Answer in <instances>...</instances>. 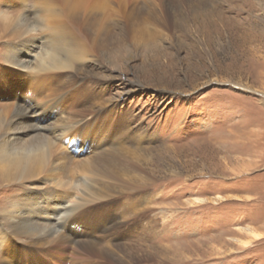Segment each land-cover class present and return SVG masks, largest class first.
Instances as JSON below:
<instances>
[{
	"label": "rangeland",
	"instance_id": "obj_1",
	"mask_svg": "<svg viewBox=\"0 0 264 264\" xmlns=\"http://www.w3.org/2000/svg\"><path fill=\"white\" fill-rule=\"evenodd\" d=\"M10 1L0 0V68H8L7 48L33 43L21 40L26 32L13 35L11 29L52 22L51 31H63V41H77L88 53L86 60L70 62L76 70H63L71 74L59 76L61 83L77 75L72 81H83L81 92L94 99L89 109L101 104L109 119L116 109L125 120L121 129H135V141L125 139L135 170L122 178L123 164L116 167L124 182L106 178L114 185L101 197L108 203L74 218L67 233H82L78 238L100 246L111 264L114 257L127 259L124 254L134 264H264V0H207L189 11L176 0H102L96 10L88 4L73 11L63 0ZM48 3L43 16L36 14ZM167 4L171 12L186 11L183 29L169 38L153 22ZM58 36L53 47L61 43ZM23 91L5 95L2 88L0 102L34 103L29 90L26 101L18 98ZM48 111L40 123L53 128L56 111ZM104 148L109 152V145ZM28 185L0 181V222L12 220L6 213L12 200L33 202ZM84 187L72 181L57 189L79 202ZM59 214L50 221L42 214L39 234L54 233ZM103 217H110L102 222L108 229L121 224L116 239H97ZM52 251L53 245L45 246L33 259L52 260Z\"/></svg>",
	"mask_w": 264,
	"mask_h": 264
},
{
	"label": "bare ground",
	"instance_id": "obj_2",
	"mask_svg": "<svg viewBox=\"0 0 264 264\" xmlns=\"http://www.w3.org/2000/svg\"><path fill=\"white\" fill-rule=\"evenodd\" d=\"M3 1L12 3L10 0ZM162 1L169 3L172 0ZM50 3L43 5L42 10H40L41 5L37 6L39 10L36 14L40 12L39 16H43ZM100 3L102 0L94 3L87 0H63V5H67L69 11L77 8L84 10L85 7H91L88 4H94L91 9L96 10L94 7ZM207 3V0H176L175 5L188 6L186 9L189 11L192 8L199 9L201 6H206ZM67 9L60 10L67 11ZM163 12V15L153 22L157 27V33L169 38L183 29L180 20L186 11L171 12L167 4ZM39 26L32 28L25 26L24 31L11 29L13 35L18 31L22 32L21 35L26 32L21 40L29 39L33 43L30 47L21 46L18 51H15L16 47L7 48L5 61L8 68H0V89H6L5 95L24 87L26 91L19 94L18 98L24 101L29 90L34 102L32 103L30 99L25 100L28 106L11 99L0 102V181L8 184L28 183L26 196L33 199L31 204L27 202L22 203L23 205L18 201L21 199L12 200L9 210L6 211L7 214H11L12 220L0 222V259H8V264H66L62 261L64 257L65 260L70 259L68 264H111L107 252L93 242L82 241L78 238L84 236L80 232L77 237L74 232L67 233V225L77 216L85 215L90 210L101 208L108 203L102 202L101 197L107 194L108 189L112 190L114 185L109 183V180H105L106 178L116 177L114 180L118 179L123 183V176L128 174L129 170H135V164L133 165L132 162L133 153H131L133 150L125 141V139L135 141V129L134 132L129 128H126V131L121 129V126L125 125V120H121L122 116L116 113V109L110 119L102 114L101 104L96 110L89 109L88 106L94 102V99L87 89L86 93L81 92L80 89L85 88L82 87L83 81L77 86L72 81L77 79V75L73 74L69 80L61 83L59 76L67 78L68 74H71V71L63 74V70L71 69L74 72L76 70V66L73 63L70 65V62L84 61L88 58V53L77 41H63L62 37L65 34L63 31H51L52 27H55L54 23L44 22L41 28ZM56 35H59L58 42L61 43L58 47H53L52 38L56 39ZM106 45L102 42L100 47ZM17 79L19 82H14ZM87 100L90 102H85ZM114 103L112 101L109 105ZM49 107H53L56 111L50 118L55 124L53 128L40 123L42 119L46 120V117H49L46 113ZM33 109L34 112H31ZM37 113L43 115L40 114L35 119ZM90 136L95 138L89 141ZM77 137H81L83 143H80ZM106 145L111 149L107 153L104 148ZM92 147H95L93 150L99 149V151H91ZM102 158L109 159L103 161L108 163L106 168H101L103 162L99 163V160H103ZM121 164L124 167L122 172L119 170L122 178L115 170ZM77 174H81L78 179ZM72 181L85 185L78 192L79 202H73L68 198L70 191L57 189L65 183L71 184ZM45 184L49 186L46 187ZM45 194L48 196L45 197ZM58 212L60 214L54 220L57 227L55 232L39 234L37 224L42 222L41 215L45 214L50 221L53 220V214L56 217ZM108 220L110 217L107 219L103 217L96 225L102 229L97 237L101 242L116 239L114 234L121 227L117 222L116 228H106V224L102 222L106 223ZM52 223L53 221L49 224ZM253 235L256 237L259 234L253 233ZM52 245L55 247V251L51 254L52 260L42 259L36 262L33 259L35 251ZM124 255L127 259L114 257V264H134L132 256Z\"/></svg>",
	"mask_w": 264,
	"mask_h": 264
}]
</instances>
